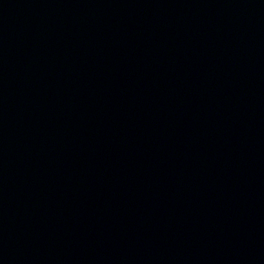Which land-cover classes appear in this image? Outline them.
I'll use <instances>...</instances> for the list:
<instances>
[{"label":"water","instance_id":"95a60500","mask_svg":"<svg viewBox=\"0 0 264 264\" xmlns=\"http://www.w3.org/2000/svg\"><path fill=\"white\" fill-rule=\"evenodd\" d=\"M0 264H264V0H0Z\"/></svg>","mask_w":264,"mask_h":264}]
</instances>
